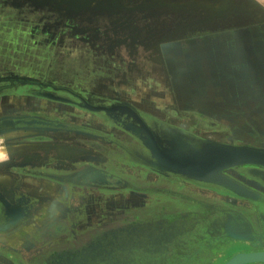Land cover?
Returning a JSON list of instances; mask_svg holds the SVG:
<instances>
[{"label": "rangeland", "instance_id": "1", "mask_svg": "<svg viewBox=\"0 0 264 264\" xmlns=\"http://www.w3.org/2000/svg\"><path fill=\"white\" fill-rule=\"evenodd\" d=\"M15 118L20 124L0 135V158L17 152L32 161L35 155L41 158L37 177L56 182L49 190L47 181L16 180L18 193L32 187L42 208V198L51 195L57 214L70 207L86 220L89 236L105 230L82 258L111 264L120 242H144L150 224L160 225L159 215L148 221L132 212L131 201L142 198L148 184L166 191L163 180H186L180 191L191 196L198 192L191 182L209 178L162 164L146 136L154 134L164 150L264 152V0H0V120L12 125ZM32 118L51 124L35 126ZM52 123L66 130L45 126ZM34 138L53 143L33 144ZM21 141L30 143L14 144ZM65 154L68 168L50 159ZM85 164L102 168L107 176L100 177L120 175L132 184L109 188L63 180ZM218 175L235 179L228 180L233 186L248 182L244 194L254 200V210L264 209V163L228 164ZM222 186L216 192H227ZM208 187L202 184L199 192L206 195ZM255 218L250 240L264 237V216ZM114 224L147 231L131 238L127 229L116 234ZM69 225L78 228L69 235L79 236L80 222L74 218ZM226 233L222 251L208 264L241 250L240 238ZM13 251L0 244V264H17ZM125 257L133 264L145 261L143 249Z\"/></svg>", "mask_w": 264, "mask_h": 264}, {"label": "crops", "instance_id": "2", "mask_svg": "<svg viewBox=\"0 0 264 264\" xmlns=\"http://www.w3.org/2000/svg\"><path fill=\"white\" fill-rule=\"evenodd\" d=\"M0 132V135H2V133L9 131L4 129L0 130ZM42 142L48 144L53 143L50 141H36V139L31 141L33 144H40ZM24 143H30V141H21L14 144ZM16 153L17 152L4 154V156L0 158V244L4 245V247L9 250H14L13 252H15L19 260L17 264H39L42 262V259H44L43 263L46 264H73L69 262L70 257L68 255L67 257L61 258L59 261L56 260L55 257L58 252L63 255L69 254V250L67 249L68 245L71 246L69 240H66L64 244L67 246H63V248H65L63 249L57 246V241L47 240L46 238L43 239V237L38 235L41 227L51 224V218L55 216V211L40 207L38 200L37 204L36 201L34 203L32 202V204H28V195L36 194L33 192L34 189L32 187H29L32 191L20 194L16 187L12 185V181L15 183L16 180H43V182L39 181V185H46L47 181V184L49 183L48 189L50 190V185L56 184V182L51 179L21 173L16 167L21 164H30L32 167H40L41 158L33 155V160L30 161L29 158L18 156V153ZM50 159L51 161L59 162L64 168H68L71 162L68 154L58 158L54 155H50ZM195 178L201 179L197 176H195ZM224 180L235 179L225 178ZM249 180L255 182L252 179ZM174 181L175 180L169 182V180H167L164 184L178 186L182 183V180L180 183L178 180V182ZM236 181L239 183L240 187L235 186V189L222 181L220 182L210 177L208 180H193L191 184L196 186L198 189L196 191L198 192H194L191 196L185 195V192L182 195L176 194L178 190L176 193H172L169 188H167L166 191H161L160 194L156 192L145 193L147 205L144 207V210L143 208L139 209L137 215L141 213L140 215L144 214L148 216V221H152L153 217L159 215L160 225L153 227V225L151 226L150 224V231L147 233V230L142 225L123 228L119 224L118 228L115 230L116 234L120 235L122 230L127 229V233L130 232L131 237L133 232L140 233L143 230L147 233L148 236L146 237H148V240L142 242L138 241L140 239L137 238L136 242L134 241L136 237L133 236L134 239L132 242L130 241L128 246H125L124 242H120L118 244L120 248L114 243V246H117L118 249L116 248L113 253V262L111 264H133L130 259L125 257V254L127 251H129L130 254L134 249L136 251L143 249L145 255L144 264H208L212 255L217 251H222V243L228 240V238H226L228 233L226 232L228 231L227 225L232 219L230 213H235V215L239 217V221H241L248 230L251 227L258 226V222L255 221L256 215L257 217L261 214L264 216V209L257 206V209L254 210V200L247 198L248 195L244 194L245 192L243 189L248 182L242 180ZM183 182L182 184H185L186 180H183ZM202 184L209 185L207 189L210 190V192L206 193L204 196L199 192ZM222 185L225 186L224 188L227 192H216L217 186ZM227 196L229 198H227ZM234 198L248 200L250 203L243 205L242 201H236ZM261 199L264 200L263 198ZM32 200L31 198V201ZM257 211L260 212L257 213ZM159 234L160 240H157ZM247 234L248 232L245 228V230L240 232L239 236H237L241 241L238 245V249L246 251L264 248V240H261L264 239V237L259 238L260 241L254 238L250 240ZM54 257L55 259H53ZM92 257L93 256L89 257L88 260H84L81 257L82 259H80L79 263L105 264L104 258L103 260H101L102 257L97 259L94 255L97 259L96 262H94Z\"/></svg>", "mask_w": 264, "mask_h": 264}, {"label": "flooded vegetation", "instance_id": "3", "mask_svg": "<svg viewBox=\"0 0 264 264\" xmlns=\"http://www.w3.org/2000/svg\"><path fill=\"white\" fill-rule=\"evenodd\" d=\"M16 120L13 121V124L11 125H7V124H2L1 122H3L2 120H0V127L1 128H13L15 126H18L16 124H20V122L18 121L20 118H15ZM25 121V120H24ZM30 122L32 124H34L35 126H41V124H51L50 122H46L45 120H42L40 118H32L30 119ZM53 125H45V126H52L50 127L53 131L56 130V131H64L66 130L65 128H60V127H56V123H52ZM55 124V125H54ZM40 136V135H38ZM36 139V138H34ZM39 140V139H38ZM21 161V160H20ZM19 162V160H18ZM38 164V163H36ZM19 171H21V173L23 174H30V175H34V176H39L42 172L41 170V165L40 167H32L30 166V164H27V165H23L21 164L20 166L16 167ZM105 174V176H107L104 172V170H102V168H90L89 165H83L81 166L80 168H77L76 170H73L69 176H67V178L65 177V179L63 180H70L71 182L73 183H78V184H83V185H91V186H94V187H117V188H122L124 187L125 185H128V184H132L130 182H128L125 178H123L122 176L120 175H116V176H113L111 177L110 179L107 178V177H100L99 174ZM79 175V176H78ZM90 175H93L95 177H92ZM164 177V176H163ZM166 179H168V177H164ZM167 180H163L161 183V185H163L164 183H166ZM172 181V180H171ZM177 180H175L174 182H176ZM179 183L181 182V180H178ZM177 181V182H178ZM153 182V181H152ZM182 183L183 180H182ZM182 183L180 185H182ZM157 185H159L158 183H156ZM12 185L13 187H16L17 189V184L15 185V183L12 181ZM166 185V184H164ZM180 185L178 186H172L171 188H169V185H166L170 190H172L173 192L172 193H176L177 190L178 192L176 194H180L182 195L183 193L180 191L181 188L179 187ZM147 186H150L148 188H146V191L145 193H158L160 194L161 191L164 190V188H154L153 187V183H151L150 185L148 184ZM164 187V186H163ZM154 188V190H153ZM45 196V195H44ZM31 198L33 199L31 201ZM43 200H46V203H47V207H45V209H50V210H54L55 211V216L52 217V222L51 224L49 225H46V226H43L41 227V230L38 232V235L46 238L47 240H55L57 241V246H60L61 248H63V246H67L65 245L64 243H66V240H69L71 243V246L68 245V250H69V254H61L58 252L57 250V254H56V260H60L61 258H64L65 256L67 257L70 256V261L69 262H72L73 264H80V263H76L73 258L76 260V261H79L80 262V259L83 255L82 251L84 250L85 247H88V246H92V245H98L97 243L99 242L100 238L103 239L104 235L107 233L105 230L103 231H97L95 234H92V235H88V229H83V223H86V220L84 221L83 217H81V215H77V214H74L73 212V209L70 208V207H67L64 211V213L62 214H57L56 213V204L54 203L55 202V199L51 196V195H47L45 196L44 198H42ZM143 199V203L145 204H142V203H138L139 200ZM37 200L39 201V204H41L40 202V196L38 195V197L36 198V194H32V195H28V204H32V202L34 203L36 201V204H37ZM53 202V203H52ZM133 204H134V209L132 210V212L134 213V215H137L138 213V210L141 209L140 206L143 205V209L144 207H146V199H145V195L142 196V198H138L135 200H132L131 201ZM31 208H32V205H31ZM87 213H89V210H85ZM137 211V212H136ZM120 212V211H119ZM81 213V212H80ZM139 215V214H138ZM146 215H144V218H145ZM74 218H76L79 222H80V225H78V227H80V235L79 236H73L72 235H69L70 232H77L76 230H78V228L74 231L72 230V228L70 227L69 225V222L72 221ZM146 219V218H145ZM129 225H132V224H129ZM129 225H125L123 228H126L127 226ZM135 226H140V225H137V224H133L132 226L134 227ZM147 225V223H146ZM116 227L113 231L116 232L115 230L118 228L117 225L114 224L113 228ZM131 227V226H129ZM145 228H147V226H145ZM150 228V227H149ZM150 230V229H149ZM123 231V230H122ZM145 231H141L139 234H144ZM139 234H138V237H139ZM72 236V237H70ZM146 236L147 233H146ZM90 237V239H89ZM147 240H148V237H145ZM103 242V241H102ZM100 243V242H99ZM83 244V245H82ZM4 245H2L3 247ZM65 249V248H63ZM74 251V252H73ZM72 253L74 254H78V257L75 256L73 257L72 256ZM43 256V255H41ZM55 257L53 259H55ZM17 259V257H16ZM41 261V259H40ZM44 262V259H42V262H40L39 264H46V263H43Z\"/></svg>", "mask_w": 264, "mask_h": 264}, {"label": "bare ground", "instance_id": "4", "mask_svg": "<svg viewBox=\"0 0 264 264\" xmlns=\"http://www.w3.org/2000/svg\"><path fill=\"white\" fill-rule=\"evenodd\" d=\"M4 129L5 128L0 127V130H4ZM146 138H147V140H145L146 143L152 148L153 153L156 156H158V160L160 162L167 161L168 163H170L172 161L173 163L179 165L185 161L198 160L202 163H205L206 165H211L212 163H215V161L221 157V154L219 152H223V151H217L220 149H207V148H206L207 150L202 151L201 149H198L197 147H192L190 152H184L183 150H180L179 148L173 146L172 144H171L172 146H170L168 150H164L165 147H163L162 144H160V142L157 140L154 134L150 136H146ZM217 181H220V182L222 181L223 183L228 184V180H217ZM228 186H232L233 188H235V186L230 185V184H228ZM230 216H232L231 217L232 219H231V222L229 221L230 223L227 225V229L230 231V234L234 236H239L240 232H243L245 228L246 230H248V228L241 221H239V217L235 215V213H230ZM260 250H263V249H260ZM254 251H258V250H246V251L239 250L238 252H235L234 254L229 256L222 264L224 263L243 264L247 262L256 261V258H251L248 261L246 260L250 257L248 254ZM256 253H259V252H256Z\"/></svg>", "mask_w": 264, "mask_h": 264}, {"label": "water", "instance_id": "5", "mask_svg": "<svg viewBox=\"0 0 264 264\" xmlns=\"http://www.w3.org/2000/svg\"><path fill=\"white\" fill-rule=\"evenodd\" d=\"M217 151H223V152H219L221 154V157L218 160H216L215 163H212L211 165H206L205 163H202L198 160L185 161L179 165L173 163L172 161L170 163H168L167 161H165V163L161 161V163L166 164L175 169H182L184 171L191 172L194 176H197L200 178L207 179V177H210L212 179H217V180L221 179L220 176L218 175V171L220 170V168H222L225 165L238 163V162L240 163L242 162L264 163V152L262 151H253L250 149L248 150L238 149L237 150V149H229V148H226L225 150L220 149ZM188 170H191V171H188ZM256 252H259V253H256ZM248 255L250 257L246 259L247 261L250 260L251 258H256V261H264V251L263 250L250 252V254ZM224 264H227V263H224Z\"/></svg>", "mask_w": 264, "mask_h": 264}]
</instances>
